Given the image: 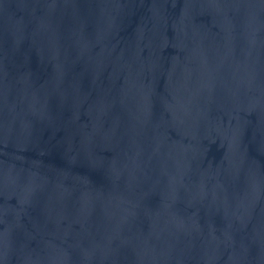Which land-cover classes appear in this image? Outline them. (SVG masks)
Listing matches in <instances>:
<instances>
[{"label":"water","instance_id":"obj_1","mask_svg":"<svg viewBox=\"0 0 264 264\" xmlns=\"http://www.w3.org/2000/svg\"><path fill=\"white\" fill-rule=\"evenodd\" d=\"M0 264H264V0H0Z\"/></svg>","mask_w":264,"mask_h":264}]
</instances>
